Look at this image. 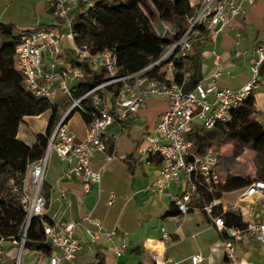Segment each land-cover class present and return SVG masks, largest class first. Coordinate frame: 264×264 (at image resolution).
Here are the masks:
<instances>
[{
	"label": "built area",
	"instance_id": "built-area-1",
	"mask_svg": "<svg viewBox=\"0 0 264 264\" xmlns=\"http://www.w3.org/2000/svg\"><path fill=\"white\" fill-rule=\"evenodd\" d=\"M44 1L55 22L19 29L16 65L28 92L50 101L59 111L61 104L55 101L58 93L66 97L69 104L61 110L62 115H59L58 123L49 137L45 155L27 165L21 191L26 217L17 236L0 241V264H24L25 255L32 253L36 254L32 264H62L63 261H71L76 257L81 248L76 233L78 222L44 219L47 199L43 194V185L49 153L51 149L56 150L69 164L64 176L77 178L83 185L84 192H89L94 184H100L102 180L104 167L94 169L92 160L99 152L106 150L109 128L115 125L117 133L125 131L131 120H138L136 115L148 98L164 99L167 109L161 114L153 130L144 134L138 148V153L148 164L153 162L151 157L160 160L158 174L147 188L165 193L172 184L185 179L188 189L181 194H170L172 204L185 215L194 209H200L196 203L203 202L204 212L224 236L222 244L226 258L232 264H257L255 261L240 259L236 245L247 238L264 245V219L249 221L244 227L227 225L218 212H238L242 207L233 204L230 208L223 209L222 197H216L224 182L220 172L221 151L215 146L196 150L194 141L187 137V133L196 124V119L207 129L231 121L234 110L260 87V67L264 63L262 43L255 48V56L249 65L250 77L242 87L219 88L216 84V79L221 74H232L222 67L223 57L217 49L219 33L230 24L232 18L245 15L249 7L258 0H190L191 5H200V9L190 19L188 30L168 46L155 63L128 74H120L118 57L113 50L92 52L86 45L80 46L75 41L73 12L82 4L83 11L88 13L94 6L93 0ZM200 27H203L202 31ZM237 36L241 37L242 34L238 31ZM66 41L71 45L68 46ZM195 44H211L214 74L210 82L201 80L191 91H185L175 81L176 69L169 60L175 54H190ZM159 65H163L160 73H165L170 81L148 73ZM94 72L103 74L100 83L77 97L74 88ZM115 84H119L117 92L108 91L106 97L101 94V91ZM85 101L93 107V118L87 123L86 138L79 140L70 128L69 120L76 110L88 111ZM116 156L114 150L107 154L106 160L110 161ZM62 191L65 192L64 189ZM224 193L222 192V196ZM206 194L212 196L211 200L205 199ZM240 198L264 204V180L252 178L242 188ZM115 199L116 194L112 192L109 204H114ZM34 217H41L44 234L42 243L50 246V251L31 250L26 246L27 230ZM91 222L97 226L96 229H87L92 241H96L101 235L113 241L118 234L117 228L105 230L98 219H91ZM7 245L12 248L4 249ZM127 247L126 241L113 244L117 257H121ZM191 260L193 264H199L203 257L195 254Z\"/></svg>",
	"mask_w": 264,
	"mask_h": 264
},
{
	"label": "crops",
	"instance_id": "crops-1",
	"mask_svg": "<svg viewBox=\"0 0 264 264\" xmlns=\"http://www.w3.org/2000/svg\"><path fill=\"white\" fill-rule=\"evenodd\" d=\"M43 16L45 24L55 22L48 6ZM160 22L165 24L163 21ZM238 31L242 34L241 37L237 36ZM261 43L264 44V0H258L251 5L242 17L232 18L230 24L220 31L217 49L223 57L222 67L225 71L230 70L232 74L223 73L216 79L219 88H240L249 80V65L255 56L256 46ZM199 49L202 60V80L210 82L214 74L213 58L210 54L211 44L199 45ZM253 94L256 101L254 113L264 126L263 76H261L260 87ZM154 99L158 100L159 106H156L150 119L145 116V113L150 110L149 103L138 111L136 115L138 120H131L125 131L117 133L118 129L115 125L109 128L106 150L99 152L92 160L94 169L104 167L102 180L100 184H94L89 192H84L83 185L77 178L64 176L69 164L56 150L51 149L43 185V194L47 199L45 216L50 221L78 222L76 233L81 243L76 257L71 261H63L62 264H193L191 257L195 254H201L203 257L199 264H232L224 252L222 232L204 211L197 208L185 215L167 216L173 207L170 194H181L188 189L185 179L172 184L165 193H157L147 188L154 182L160 163L156 160L148 164L138 153V148L147 129L152 131L161 114L167 109L164 99ZM42 114L24 118L18 133L21 141L32 146L36 134L45 132V128L35 131L31 127L34 120ZM50 116L51 111L49 118ZM49 118L46 122L47 126ZM73 119L74 115L69 120L70 128L77 139H85L87 123L82 119L84 129H80L78 122L75 125L72 124ZM114 150L117 156L110 161L106 160L107 154ZM51 152L53 157L50 155ZM225 152V155L221 152L220 163L223 181L229 175L256 177L255 170L252 171L248 165L244 166L246 162L244 153L238 157L239 162L234 163L229 159L232 150H225ZM242 188L226 191L223 194V209L239 204L242 212L236 213L242 214L244 221L264 219V204L255 203L252 199L241 200ZM63 189L65 192L62 191ZM112 192L116 194V199L114 204L110 205ZM236 193L238 196L234 197ZM196 205L198 206L199 202ZM197 212L202 214L196 222V227L200 229L193 228L191 237L195 239L201 234H207V237L198 238L196 249L181 255L175 249V246L182 241L181 228H174L168 233L164 226L157 230L156 226L151 224L155 216L162 220L184 216L181 222H190L192 220L190 215ZM186 215H189L188 218ZM91 219L100 220L105 230L117 228L118 234L114 240L101 235L99 239L92 241L87 229H96L97 226L91 222ZM122 241H126L128 247L121 257H117L113 244H119ZM236 252L243 261H255L257 264L264 262V245L255 239L247 238L237 243Z\"/></svg>",
	"mask_w": 264,
	"mask_h": 264
},
{
	"label": "trees",
	"instance_id": "trees-1",
	"mask_svg": "<svg viewBox=\"0 0 264 264\" xmlns=\"http://www.w3.org/2000/svg\"><path fill=\"white\" fill-rule=\"evenodd\" d=\"M94 6L88 13H73L75 41L86 45L90 51L113 50L118 57L120 74L140 71L159 60L168 46L175 43L190 27V19L197 15L200 5H191L190 0H93ZM142 14H141V13ZM144 18H143V16ZM174 23L172 35H163L158 31L157 22ZM48 24V23H46ZM203 30V27H200ZM19 30L12 24L0 22V36L5 37L0 47V241L17 236L26 217L21 202L22 184L27 165L41 159L48 148L49 137L59 119V109L46 99L38 98L28 92L23 77L16 65V47ZM208 33V32H207ZM176 72L174 79L185 91H191L203 78L201 50L195 44L192 52L186 56L173 55L169 60ZM163 65L149 70L153 77L170 81L165 73H160ZM91 71V70H89ZM103 74L94 72L87 75L82 83L74 88L77 97L98 85ZM119 84L108 86L101 94L106 97L108 91L117 92ZM158 101V100H157ZM255 97L252 93L247 100L233 112L231 121L219 123L212 129L201 124H193L187 137L194 141L195 149L207 146H232L229 156L234 163L245 150L255 153L257 179L264 180V126L255 115ZM86 112H81L86 123L92 120L93 107L88 101ZM159 106V103L157 102ZM50 110L48 126L43 133L36 134L32 146L18 138L19 128L26 116H35ZM75 112V111H74ZM73 112V113H74ZM73 115V114H72ZM152 161L160 160L151 157ZM252 181L247 176L229 175L221 185L216 197L222 192L245 187ZM212 196L206 194L205 199ZM202 201V199L200 200ZM198 207L203 210V202ZM227 225L244 227L247 222L242 214L222 210ZM173 205L167 216L180 215ZM45 220H49L47 217ZM43 222L34 217L27 230L26 246L31 250L50 251V246L42 243ZM156 249V248H155Z\"/></svg>",
	"mask_w": 264,
	"mask_h": 264
},
{
	"label": "rangeland",
	"instance_id": "rangeland-1",
	"mask_svg": "<svg viewBox=\"0 0 264 264\" xmlns=\"http://www.w3.org/2000/svg\"><path fill=\"white\" fill-rule=\"evenodd\" d=\"M47 3L43 2V0H0V22L5 23V24H12L16 30L19 29H26V28H32L40 24L41 22H44V16L43 13L46 10ZM83 11V5L77 10L75 14L82 13ZM47 13V12H46ZM141 13V12H140ZM142 14V13H141ZM143 16V15H142ZM144 18V16H143ZM45 23V22H44ZM157 28L161 34L165 33V35H172L175 31V25L174 23H165L163 24L162 22L158 21L157 22ZM5 42V37L0 36V47L3 46ZM66 44L68 46L71 45L69 41H66ZM99 73V72H97ZM100 74V73H99ZM260 76L264 77V63L260 67ZM55 101L61 104V109L59 111V115H62V109L66 108L69 103L66 102V97H64L61 93H58L57 96L55 97ZM150 103V104H149ZM150 105V110L145 113L147 118H151L154 114V109L157 106V100L154 98H148L145 101V104ZM256 112V110H255ZM256 114V113H255ZM50 111L45 112L42 114L39 118L35 119L33 122V125L31 124V127L36 131L46 129L47 125L46 122L49 118ZM74 119L72 124L75 125L78 122L79 128L84 129V122L82 118V114L79 110H76L74 113ZM196 124L198 123V119H196ZM156 125V124H155ZM154 125V126H155ZM150 129L148 128L146 132H151L149 131ZM220 150H222V155H225V150H232L231 145H225L222 147H218ZM53 152H51V157H53ZM255 153L250 151V150H245L244 151V158L246 159V162L244 163L245 165L250 166L252 168V171H254V175L257 177V172H256V161H255ZM51 160V159H50ZM243 165V164H242ZM251 172V170H250ZM253 173V172H251ZM103 176V175H102ZM238 193L235 194L234 197H237ZM189 215H186L188 218ZM192 216V220L189 221H183L184 216H179L176 219L170 218V219H165L162 220V218H159L157 216L152 218L151 224L155 225L157 230L161 227H165L170 233L174 228H181L180 233L182 236V241L178 243L175 246V249L178 251V254L181 255L182 253L185 252H191L196 249V241L198 238L202 237H207V234H201L198 235L195 239L191 237V233L193 232V228L197 226L196 222L198 221L199 218L202 217L201 212H197L195 214L190 215ZM185 217V218H186ZM149 220V219H148ZM147 220V221H148ZM185 222V223H184ZM190 225V227H189ZM200 229V227H196L195 230ZM194 230V231H195ZM11 245H7L4 247V249H11ZM36 259V254L32 253L30 255H25L23 259L24 264H32V262ZM38 264V263H37Z\"/></svg>",
	"mask_w": 264,
	"mask_h": 264
}]
</instances>
